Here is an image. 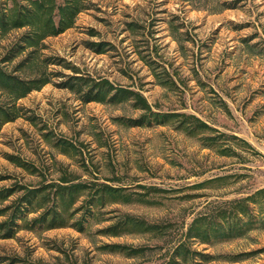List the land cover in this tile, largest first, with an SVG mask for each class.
<instances>
[{
    "label": "rangeland",
    "instance_id": "obj_1",
    "mask_svg": "<svg viewBox=\"0 0 264 264\" xmlns=\"http://www.w3.org/2000/svg\"><path fill=\"white\" fill-rule=\"evenodd\" d=\"M81 3L36 44L0 19V67L49 80L0 87L17 115L0 127V264H264V227L227 225L264 217V0ZM71 75L206 125L132 123V95L86 100Z\"/></svg>",
    "mask_w": 264,
    "mask_h": 264
},
{
    "label": "trees",
    "instance_id": "obj_2",
    "mask_svg": "<svg viewBox=\"0 0 264 264\" xmlns=\"http://www.w3.org/2000/svg\"><path fill=\"white\" fill-rule=\"evenodd\" d=\"M57 0H31L32 6H21L18 4V1L15 0L13 8L10 9L9 13H6L4 8H0V11H4L0 13L1 23L4 28H7V24L11 23V27H24L26 25L34 24L36 27L34 29V36H30V43L36 44L40 39L46 37L49 34H59L63 32L66 28L72 26L75 21L76 15L81 11L82 3L81 0H64V2L57 4ZM2 9V10H1ZM59 15L58 21L56 22L55 18ZM9 19L11 22H9ZM98 43L96 45H99ZM100 48H97V51ZM70 79H73L72 82L70 80L65 81L62 85L63 87H69L71 89H77L78 91H82L83 88H87L84 93H86V100L95 99V100H104L108 99V101L115 102L119 101L122 98V101L128 96L132 95L133 104L136 108H140L144 110V112L134 120L135 124H142L143 119H146L147 116H156L159 118V121L165 123L167 120L171 118L178 117H186V119L179 120V127H183L185 123L188 125H193L194 127H203L206 123L202 122L200 119L186 114H180L176 112H159L153 111L151 105L147 102L145 97L142 96L139 92L131 89H126L122 87H117L113 85L108 79L102 78L101 80L89 79L83 75H71ZM76 81H75V80ZM48 78L41 79H33V80H24L14 74L6 72L2 67H0V87L7 88V92L11 97L20 98L26 95L32 89L40 88L44 83L48 82ZM76 82H78L76 84ZM112 91V94H109ZM13 93V94H11ZM150 113V114H149ZM17 115L12 111V107L9 105H0V127L8 121L15 119ZM191 119V121H190ZM197 121L196 123L193 122ZM152 122V121H151ZM150 123V121H149ZM195 130V128H194ZM193 130V131H194ZM223 135V134H222ZM216 140V138H211ZM243 201L242 205L249 206V204H245ZM244 214H250L249 211L244 210L241 206ZM235 216V221L230 222L227 221V225L229 229L234 230L239 228V233H244L247 230L254 228L256 225H262L264 227V217L260 219H248V220H240V217ZM197 219L194 221L196 222ZM193 228V227H192ZM198 227H196L197 229ZM249 255L250 252H245Z\"/></svg>",
    "mask_w": 264,
    "mask_h": 264
}]
</instances>
